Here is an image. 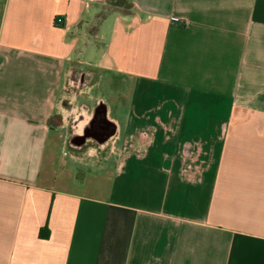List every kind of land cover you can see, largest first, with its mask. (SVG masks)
Returning <instances> with one entry per match:
<instances>
[{"label": "crops", "instance_id": "1", "mask_svg": "<svg viewBox=\"0 0 264 264\" xmlns=\"http://www.w3.org/2000/svg\"><path fill=\"white\" fill-rule=\"evenodd\" d=\"M0 264H264V0H0Z\"/></svg>", "mask_w": 264, "mask_h": 264}, {"label": "rangeland", "instance_id": "2", "mask_svg": "<svg viewBox=\"0 0 264 264\" xmlns=\"http://www.w3.org/2000/svg\"><path fill=\"white\" fill-rule=\"evenodd\" d=\"M106 12L107 11H103L101 13L104 14ZM92 63H93L92 65H94V63H96V59H93ZM82 67L83 68H88V66H82ZM90 68L93 69V70L95 68V70H96L95 66H90ZM99 70H100V68H99ZM89 77H88V75H86L84 73H81V71L75 72L73 77H72L73 91H75L77 89H82L83 85L89 81ZM105 90H106L105 86L102 85V86H100L98 88H95L90 94L93 96V95H96L99 92L100 93L105 92ZM108 91H110V90H108ZM54 156H55V159H56L55 164H56V167L58 168V174H59V172H61L62 169H66V165L70 161L69 150H68V148L63 147L61 138L58 139L57 146H56V149L54 151ZM77 172L79 173L78 170H77ZM81 173L90 174L91 175V174H94L96 172H85L84 173V171L83 172L81 171Z\"/></svg>", "mask_w": 264, "mask_h": 264}, {"label": "flooded vegetation", "instance_id": "3", "mask_svg": "<svg viewBox=\"0 0 264 264\" xmlns=\"http://www.w3.org/2000/svg\"><path fill=\"white\" fill-rule=\"evenodd\" d=\"M90 122L81 126L83 136H94L101 141H106L112 135L114 126L104 119L102 109L98 110Z\"/></svg>", "mask_w": 264, "mask_h": 264}, {"label": "built area", "instance_id": "4", "mask_svg": "<svg viewBox=\"0 0 264 264\" xmlns=\"http://www.w3.org/2000/svg\"><path fill=\"white\" fill-rule=\"evenodd\" d=\"M58 21H60V19H58Z\"/></svg>", "mask_w": 264, "mask_h": 264}]
</instances>
